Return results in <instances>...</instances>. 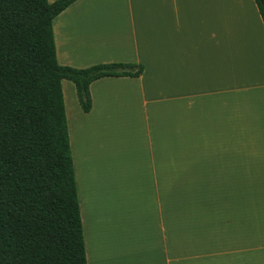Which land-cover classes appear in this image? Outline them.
I'll use <instances>...</instances> for the list:
<instances>
[{
    "label": "crops",
    "instance_id": "0c3cea01",
    "mask_svg": "<svg viewBox=\"0 0 264 264\" xmlns=\"http://www.w3.org/2000/svg\"><path fill=\"white\" fill-rule=\"evenodd\" d=\"M52 34L60 66L142 68L92 81L88 112L61 81L86 264H264L253 0H75Z\"/></svg>",
    "mask_w": 264,
    "mask_h": 264
},
{
    "label": "trees",
    "instance_id": "16d2710c",
    "mask_svg": "<svg viewBox=\"0 0 264 264\" xmlns=\"http://www.w3.org/2000/svg\"><path fill=\"white\" fill-rule=\"evenodd\" d=\"M74 1L0 0V264H86L61 81L88 112L92 81L142 72L58 65L52 21Z\"/></svg>",
    "mask_w": 264,
    "mask_h": 264
},
{
    "label": "rangeland",
    "instance_id": "374dc122",
    "mask_svg": "<svg viewBox=\"0 0 264 264\" xmlns=\"http://www.w3.org/2000/svg\"><path fill=\"white\" fill-rule=\"evenodd\" d=\"M73 89V86L71 85V83L66 82L65 84H63L62 86V90H63V98L65 97L66 100H68V106L70 107V104L72 103V99L70 98L69 100V89ZM73 96H74V91H73ZM75 98V97H74ZM67 104V101H65ZM67 110H69V108H67Z\"/></svg>",
    "mask_w": 264,
    "mask_h": 264
}]
</instances>
